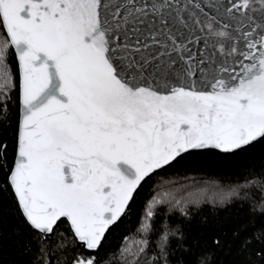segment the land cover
<instances>
[{"label": "snow or ice", "instance_id": "obj_1", "mask_svg": "<svg viewBox=\"0 0 264 264\" xmlns=\"http://www.w3.org/2000/svg\"><path fill=\"white\" fill-rule=\"evenodd\" d=\"M257 145L264 0H0V192L22 264H210L168 222L198 193L165 177ZM253 188L264 217V168L233 191ZM242 253L264 264V228Z\"/></svg>", "mask_w": 264, "mask_h": 264}, {"label": "trees", "instance_id": "obj_2", "mask_svg": "<svg viewBox=\"0 0 264 264\" xmlns=\"http://www.w3.org/2000/svg\"><path fill=\"white\" fill-rule=\"evenodd\" d=\"M264 168V150L257 145L246 153L222 156L215 152L196 154L181 161L170 170L165 179L183 187L181 194L196 192L200 202L192 204L189 218L168 213V222L181 227L189 243L196 241L210 256V264H240L243 259V242L264 228V217H253L248 197L259 198V188L233 189L246 176L259 174ZM135 218L113 231L110 245L119 251L121 233H134ZM18 223L10 195L0 192V264H22L26 257L19 254ZM131 230V231H129ZM221 243L217 246L214 241Z\"/></svg>", "mask_w": 264, "mask_h": 264}]
</instances>
